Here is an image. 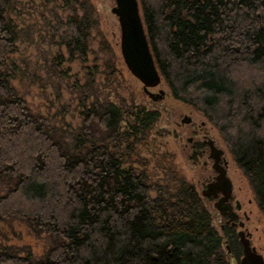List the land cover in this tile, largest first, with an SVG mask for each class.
I'll return each mask as SVG.
<instances>
[{"label": "trees", "instance_id": "trees-1", "mask_svg": "<svg viewBox=\"0 0 264 264\" xmlns=\"http://www.w3.org/2000/svg\"><path fill=\"white\" fill-rule=\"evenodd\" d=\"M17 1L0 0V221L26 223L49 246L36 257L0 245V264H229L223 240L238 253L235 234L215 226L193 184L175 170L155 184L148 161L125 165L134 149H122L118 107L93 102L70 141L32 112L6 71ZM140 3L172 97L219 130L264 214V0ZM80 6L60 37L71 60L87 57L99 27ZM136 118L138 133L158 114Z\"/></svg>", "mask_w": 264, "mask_h": 264}, {"label": "rangeland", "instance_id": "rangeland-1", "mask_svg": "<svg viewBox=\"0 0 264 264\" xmlns=\"http://www.w3.org/2000/svg\"><path fill=\"white\" fill-rule=\"evenodd\" d=\"M81 3L93 7L99 27L92 31L87 57L71 60L60 37L68 19L76 11L83 14ZM115 5V0H76L68 5L67 0H18L10 15L17 27L18 41L6 66L12 85L34 114L43 117L69 141L84 126L86 108L93 102L114 104L122 114L119 132L123 139L122 149L125 150L128 142L134 149L129 156L131 161L125 165L136 166L134 162L137 160L141 163L148 161L147 171L155 184L166 182L167 177H172V170L191 184H197L198 179L212 172L211 166L205 168L191 161L192 146L187 138L191 136L192 128L180 127L187 115L192 116L196 126L205 123L225 150L234 199L242 204L240 218L252 234L253 246L264 256V214L250 181L239 168L219 130L201 112L175 100L164 79L162 86L151 90L155 93L160 89L166 91L170 97L163 102H154L144 93L143 85L130 74L121 55L120 24L112 14ZM141 109L157 113L158 118L151 127L146 130L140 127L137 133L132 127L139 129L140 122L136 117ZM196 190L203 197L202 187ZM157 194L159 191L154 189L152 195ZM204 202L213 212V223L221 230L225 219L213 201L205 199ZM0 245L14 247L21 254L31 251L40 257L47 250L49 239L45 233L35 234L22 221H0ZM227 246L224 239L225 253L228 252ZM232 258L229 256V264H233Z\"/></svg>", "mask_w": 264, "mask_h": 264}, {"label": "water", "instance_id": "water-1", "mask_svg": "<svg viewBox=\"0 0 264 264\" xmlns=\"http://www.w3.org/2000/svg\"><path fill=\"white\" fill-rule=\"evenodd\" d=\"M115 7L112 14L118 18L121 29V55L130 74L143 85L144 93L154 102L163 100L166 92L161 89L158 93L152 92L162 86L163 76L157 67L156 60L152 51L140 0H115ZM191 118L185 117L184 123H189ZM218 154L223 153L222 149H217ZM219 159V157L217 158ZM219 175L216 181L209 183L207 189L202 191L204 197H218L222 192L223 196L215 202V208L221 215H228L233 218L236 213L232 211L230 197L233 184L226 171L218 168ZM240 209V205L238 204ZM229 222V221H227ZM243 224V223H242ZM250 234L244 230L239 231L240 242L243 245V256L241 264H264V256L256 246L251 244ZM230 253V245L227 246ZM233 264L237 262L233 259Z\"/></svg>", "mask_w": 264, "mask_h": 264}, {"label": "flooded vegetation", "instance_id": "flooded-vegetation-1", "mask_svg": "<svg viewBox=\"0 0 264 264\" xmlns=\"http://www.w3.org/2000/svg\"><path fill=\"white\" fill-rule=\"evenodd\" d=\"M168 97L170 96L166 92V94L163 97V100L159 102H163ZM185 117L186 116H184V118L182 119L180 123V127L190 126L192 128V134L187 138L188 142L192 146L191 161L196 165H203L205 168L211 166L212 169L211 173L203 175L201 179H198L199 181L197 184H193L195 189L202 187V190H206L207 185L209 183L216 181L217 176L219 175L218 168H222L223 170H225L227 176H229L228 174L229 161L225 156V150L219 146L217 139H215L212 136V131L210 130V128H208L205 123H201L200 125L196 126V123L194 122L192 116L190 115H187V117L191 118V121L189 123H184L183 120H185ZM217 149H222L223 153L219 155L218 151H216ZM218 157L219 159H217ZM233 191L234 188L232 190V194L229 202L233 207L232 211H234L236 215L233 218L229 217L228 215H221L223 219H225V224L222 225L221 230L225 231V229H227L228 227L232 229V231L234 232L235 234L234 237L239 245V250L238 253H236L232 248L230 239H225V241L231 247L230 253L227 255L233 257L232 260L234 259L237 262V264H241L240 262L243 256V245L240 242L239 231L244 230L246 234H250L249 235L250 237H252V234L248 231V228L245 226V223L240 218L241 216L239 214V211H241L242 209V204L239 200L234 199ZM222 196L223 193L219 192L217 198L213 196H208V197L203 196V197L208 201H213V203L215 204V202L218 201ZM234 200H235V204L233 205ZM238 204L240 205V209L238 208ZM244 216H246L247 218L246 213H244Z\"/></svg>", "mask_w": 264, "mask_h": 264}]
</instances>
